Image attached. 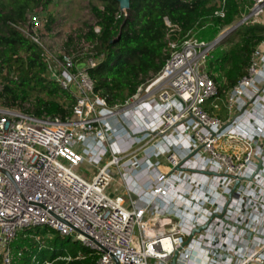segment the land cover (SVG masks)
I'll use <instances>...</instances> for the list:
<instances>
[{"label":"built area","instance_id":"built-area-1","mask_svg":"<svg viewBox=\"0 0 264 264\" xmlns=\"http://www.w3.org/2000/svg\"><path fill=\"white\" fill-rule=\"evenodd\" d=\"M240 17L264 25V0H249ZM16 27L74 102L64 117L0 106V264H13L17 233L36 226L93 249L92 264H171L175 253V264H264V126L255 125H264V37L228 91L232 116L224 122L202 108L219 95L207 69L214 39L166 41L163 67L110 105L88 72L102 54L88 53L79 65L78 55L51 54L36 31ZM85 160L96 167L91 179L76 170ZM139 171L149 186L134 179ZM116 174L125 195L106 192Z\"/></svg>","mask_w":264,"mask_h":264},{"label":"trees","instance_id":"trees-1","mask_svg":"<svg viewBox=\"0 0 264 264\" xmlns=\"http://www.w3.org/2000/svg\"><path fill=\"white\" fill-rule=\"evenodd\" d=\"M33 2V6L37 4ZM101 3V8L92 6L99 32L90 26L84 37L95 43L96 57L102 54L97 65L88 72L94 90L110 105L130 97L149 73H157L163 67L167 58L164 52L167 30H172L173 38L178 36L180 41L192 34L200 40L203 37L212 40L223 27L237 22L249 5L247 0H130L125 16L118 0H101ZM33 6L25 0H17L15 7H0V80L4 82L8 105L16 106L32 95L36 102L35 116L45 113L64 117L70 113L73 96L50 79L39 46L16 27L26 20ZM221 9L223 15L215 13ZM263 37L264 25L243 23L227 37L234 40L228 49L220 55L212 53L207 68L219 82V93L224 88L230 89L246 73L252 50ZM78 63L82 65L84 61ZM62 100H68L69 106L65 107ZM48 229L51 233L55 231L36 226L22 228L17 233L12 243L19 260L16 264H36L38 257L46 252L50 256L40 264L44 261L94 263L97 255L93 249L57 231L50 239L44 240L43 236L35 239ZM68 242L75 247L66 248ZM18 251H21L20 256Z\"/></svg>","mask_w":264,"mask_h":264},{"label":"rangeland","instance_id":"rangeland-1","mask_svg":"<svg viewBox=\"0 0 264 264\" xmlns=\"http://www.w3.org/2000/svg\"><path fill=\"white\" fill-rule=\"evenodd\" d=\"M21 2L24 0H20ZM29 3L30 7L33 6V0H25ZM37 4L33 6V10L28 11L26 14V20L22 21L21 24H26L28 26V30L36 31L42 38L45 47L51 54H57L59 51L61 52H71L75 54L79 59L78 62L84 61L86 54L94 53L97 51L95 48V43H91L85 39L84 33L88 30L90 26H93L94 29L99 30V26L97 25V18L92 11V6L97 5L98 7H102L101 0H35ZM249 1V0H247ZM17 4V0H0V7L5 6V8L15 7ZM126 14H127V10ZM125 14V16H126ZM29 20L32 17H35L37 21V25L28 24ZM241 18V17H240ZM239 18V19H240ZM238 19V20H239ZM228 25L221 29L218 33L222 34L232 26ZM252 25V24H248ZM235 30V29H234ZM233 30V31H234ZM232 31V32H233ZM228 33L218 42L212 53L220 55L222 51L228 49L234 42L233 38L230 40L227 37L232 33ZM197 37L196 35H189ZM178 37V36H177ZM173 38L172 30H167V33L164 37V41L172 40L175 42H180L179 38ZM199 38V37H198ZM184 39V38H183ZM203 40H208L207 37H203ZM213 40V39H212ZM233 40V41H232ZM98 42V41H97ZM99 46V42H98ZM167 54V51H164ZM84 54V55H83ZM101 56V55H100ZM208 69V68H207ZM155 73L151 72L146 76V81L151 79ZM212 75V74H211ZM213 76V75H212ZM51 79V77H50ZM214 79V77H213ZM215 80V79H214ZM145 82L143 84H145ZM218 87L219 82L215 81ZM223 82V81H222ZM142 85V84H141ZM228 91L229 88L222 89L221 93L217 97H212L207 99L203 104L202 108L211 116L219 117L222 121L226 122V120L231 116L232 111L228 108ZM64 106H69V101L62 100ZM9 98L4 90V82L0 80V106L3 107H13L16 109H20L25 113L33 114L35 110V97L29 96L26 100L19 102L16 106L8 105ZM73 104V103H72ZM216 105V106H215ZM107 157H104L101 161H98L97 164H101ZM78 172L82 174V176L90 179L91 176L95 172V166L82 161L76 169ZM110 181L106 192L114 191L113 194L117 193V189H115V182ZM116 192V193H115ZM56 231H52L48 229L43 232L42 235H38L35 237L36 240L44 237L43 239H50L53 237ZM42 240V239H41ZM72 241H74L71 238ZM74 245L72 242H68L66 244V248H71ZM75 247V246H74ZM50 256L49 252L43 253L38 257V263L40 264L42 260H47ZM18 258L15 256V253L12 254V263L16 264L18 262Z\"/></svg>","mask_w":264,"mask_h":264},{"label":"crops","instance_id":"crops-1","mask_svg":"<svg viewBox=\"0 0 264 264\" xmlns=\"http://www.w3.org/2000/svg\"><path fill=\"white\" fill-rule=\"evenodd\" d=\"M234 115V114H233ZM232 116V115H231ZM113 120V119H112ZM246 120V119H245ZM150 121H154V119H151ZM255 125L259 128L262 129V126H264L262 124L261 121H256L255 122ZM262 133H264V128L262 129ZM118 133L121 134V135H124V130L123 129H118ZM91 144H93L92 141H90ZM129 144V141L126 140L125 137H120L118 139V146L121 147V148H125V146H128ZM220 148L223 150V151H227V152H230V151H233V148H229L227 147L225 144H221ZM78 150H80V147H78ZM96 148H93V151H95ZM105 157H108L105 155ZM86 161V160H85ZM88 162V161H86ZM89 163V162H88ZM91 164V163H90ZM93 165V164H92ZM95 171H96V167H95ZM95 173V172H94ZM81 174V173H80ZM94 175V174H93ZM92 175V176H93ZM91 176V178H92ZM134 176V179H136V181L140 184V185H143L145 187L149 186L150 185V176L147 174L146 171H139V172H135L133 174ZM86 178V177H85ZM90 178V179H91ZM88 179V178H87ZM113 181L116 183L114 186H115V189H117V193L116 194H113L114 191H109L108 193L111 194V195H125V189H124V184L122 182V180L120 179V176L116 174V176L114 177ZM113 182V183H114Z\"/></svg>","mask_w":264,"mask_h":264},{"label":"water","instance_id":"water-1","mask_svg":"<svg viewBox=\"0 0 264 264\" xmlns=\"http://www.w3.org/2000/svg\"><path fill=\"white\" fill-rule=\"evenodd\" d=\"M129 2H130V0H118L119 8L122 9V10H126V9L129 7ZM241 23H242V20H239V21L235 22V23L230 27V29H228L227 31H225V32L222 33V34L217 35V36L214 38L216 44H217L218 42H220L221 39L224 38L225 35H227L228 33L232 32V31H233L234 29H236L239 25H241ZM174 169H175V170L180 169V166L177 165ZM205 172H207V171H205ZM237 183H238V180L235 181L234 186H233V189L235 188V186L237 185ZM219 216H221V215H219ZM204 227H205V225L196 228L195 230L192 231V234H193L194 232H199V231H200L201 229H203ZM77 231H78V230H77ZM88 238H90V237H88ZM175 258H176V253L174 254V256H173L172 259H171V264H175ZM117 264H119V263H117Z\"/></svg>","mask_w":264,"mask_h":264},{"label":"bare ground","instance_id":"bare-ground-1","mask_svg":"<svg viewBox=\"0 0 264 264\" xmlns=\"http://www.w3.org/2000/svg\"><path fill=\"white\" fill-rule=\"evenodd\" d=\"M157 164L163 172H165L168 168L167 161L164 157L160 158Z\"/></svg>","mask_w":264,"mask_h":264}]
</instances>
